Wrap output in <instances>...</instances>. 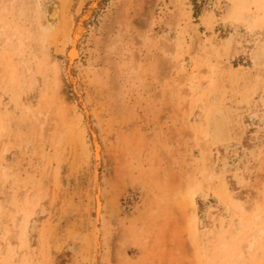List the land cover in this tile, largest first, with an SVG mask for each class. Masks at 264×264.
Masks as SVG:
<instances>
[{
	"label": "rangeland",
	"instance_id": "rangeland-1",
	"mask_svg": "<svg viewBox=\"0 0 264 264\" xmlns=\"http://www.w3.org/2000/svg\"><path fill=\"white\" fill-rule=\"evenodd\" d=\"M0 264H264V0H0Z\"/></svg>",
	"mask_w": 264,
	"mask_h": 264
},
{
	"label": "bare ground",
	"instance_id": "bare-ground-1",
	"mask_svg": "<svg viewBox=\"0 0 264 264\" xmlns=\"http://www.w3.org/2000/svg\"><path fill=\"white\" fill-rule=\"evenodd\" d=\"M69 54H70V58L71 59H75L78 57V52L77 50L75 49V47H72L69 51ZM99 153V152H98ZM97 154V153H96ZM99 157V156H98ZM99 204V202H98ZM97 211L100 212L101 211V207L98 205V208H97ZM249 244V243H248ZM250 245V244H249Z\"/></svg>",
	"mask_w": 264,
	"mask_h": 264
}]
</instances>
